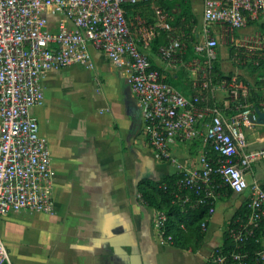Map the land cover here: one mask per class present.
<instances>
[{"label":"built area","instance_id":"1","mask_svg":"<svg viewBox=\"0 0 264 264\" xmlns=\"http://www.w3.org/2000/svg\"><path fill=\"white\" fill-rule=\"evenodd\" d=\"M148 1L0 0V218L21 210H52L51 155L30 110L43 102L45 73L75 63L92 67V46L114 65L126 66L152 149L166 157L171 139L201 138L209 145L213 156L204 153L200 168L184 172L176 181L175 201L190 207L214 205L225 187L247 194L246 220L226 229L236 250L211 257L210 264H246L245 240L256 231L259 247L253 253L254 264H264V187L258 180L245 178L252 164L264 157V149L241 148L244 126L254 123L257 114L245 103L249 88L243 81L234 76L216 83L212 80L221 43L239 51L234 54L239 63L244 60L242 55L252 59L262 53V31L239 36L237 32L264 18V0H203V39L194 41V55L186 61L187 45L182 38L167 36L159 55L170 64H186L200 72L195 85L201 90L192 98L175 90L140 48V41L148 46L159 31L172 30L169 13L154 5L155 21H140L139 36L129 25L124 5ZM217 91L227 93L230 100L211 102ZM166 220V213L158 211L161 243L171 241V235L163 237ZM0 264H12L1 237Z\"/></svg>","mask_w":264,"mask_h":264},{"label":"crops","instance_id":"2","mask_svg":"<svg viewBox=\"0 0 264 264\" xmlns=\"http://www.w3.org/2000/svg\"><path fill=\"white\" fill-rule=\"evenodd\" d=\"M144 3L150 4L147 11L132 8L131 29L137 36L139 22L153 23L152 8L161 7L155 0ZM152 42H139L151 64L187 98L198 94L199 70L166 62L159 48L152 50ZM89 52L92 67L75 63L50 69L41 79L44 99L30 112L51 155L52 210H21L0 218V237L12 264H206L222 245L229 220L247 194L220 195L195 252L161 243L158 210L142 201L140 188L147 181L157 183L199 169L209 145L201 138L171 139L168 156L158 154L147 142L143 112L127 81L126 66L114 65L92 46ZM230 67L239 74V66ZM247 128L242 150L264 149V123ZM249 179L264 187V157L252 164ZM215 226L221 231L219 242Z\"/></svg>","mask_w":264,"mask_h":264},{"label":"trees","instance_id":"3","mask_svg":"<svg viewBox=\"0 0 264 264\" xmlns=\"http://www.w3.org/2000/svg\"><path fill=\"white\" fill-rule=\"evenodd\" d=\"M139 3L124 5L127 19L129 14L132 13V8H135V6ZM155 3L161 5V7L167 10L168 13H176L177 15L175 14V19L170 20L171 26L181 27L183 30L185 25L188 26L184 31L181 29L185 35L184 38L186 39V41H195V34L192 33L191 30L193 25L196 24V19L192 14L191 5L189 2H187L186 0H155ZM171 31H159L158 35L153 39L151 46L152 50H157L160 45L165 44L168 38L167 35H169ZM261 31L264 34V31ZM186 45L188 54V56L186 57L189 58L191 57L192 51L191 48L190 51L188 48L191 45H188L187 43ZM216 61L212 66L213 82L216 83L221 78L229 80L233 75L223 73ZM244 64L249 67V71L251 72L263 71V73H261L260 75V78H264V47L260 55H253L251 61ZM247 99L248 101L249 99H251L252 103L249 102L251 109H264V93L263 97L257 98L256 96H252V91H250L249 89V95ZM207 148L208 150L206 151V155L210 157L213 156V153L211 152L209 147ZM183 175L184 172H178L176 174L164 177L162 181L157 183L147 181L146 186L141 187L139 192L144 203L155 208L158 211H164L166 213L167 220L163 227V237L171 235V244L176 247L195 252L203 241L206 233L205 228L211 214L210 209L211 206L213 207L214 205L202 204L196 207H190L189 205H181L177 201H175L174 194L175 192H179V189L176 186V181ZM180 192L191 195V191L189 190H181ZM228 193L233 192L229 188L225 187L222 189L221 195ZM247 214L248 209L246 203H244L235 211V213L229 220L228 228L235 227L238 223V220H246ZM202 224H204L205 227H202ZM223 236L224 240L222 245L214 250L210 258L220 253H226L228 251L236 250V243L228 235V232L226 230L224 231ZM258 238L259 232L256 231L253 232V234L245 240L244 250L248 253V256L245 260L246 264H254L255 262L253 253L259 247V244L257 243ZM210 258L207 260L206 264H210Z\"/></svg>","mask_w":264,"mask_h":264},{"label":"rangeland","instance_id":"4","mask_svg":"<svg viewBox=\"0 0 264 264\" xmlns=\"http://www.w3.org/2000/svg\"><path fill=\"white\" fill-rule=\"evenodd\" d=\"M186 1L190 3L192 14L195 16V19H196V24L193 25L191 32L193 33V28H194V34L199 35V37L195 36L196 37L195 40H202L203 38H202L201 34H202V28L203 27H202L201 10H202V1L203 0H186ZM149 6H150L149 3L140 2L138 5H136L135 9L144 8V10L147 11L149 9ZM150 14L151 13H148L147 16H149ZM175 14L176 13H174V12L170 13V15L173 19H175V16L177 15V14L176 15ZM128 22H129L130 27L132 25H134V15L133 14H129ZM187 27L188 26L185 25L184 30L187 29ZM181 29H182L181 27L172 26V31L170 33V36L175 37V38H182L184 44L187 43L188 45H191V46H189L188 49L190 51V48H191V51H192L191 56H193L194 55V47H193L194 45L192 42L186 41V39L184 38L185 35L182 32L183 29L182 30ZM256 30H259V31L263 30L264 31V18H260L258 21L253 22L251 24H248L246 27H244V28L240 29L238 32L237 31L236 32L239 36L240 33L253 32ZM246 52L247 51H244V53H246ZM238 53H239V51L237 49H235V48L233 49L230 45H225V44L221 43L220 46L218 47V55H217L218 57H217L216 63H218V65L220 64V68L222 67L224 69L222 71L223 73L231 74L234 77H237L241 81H243V83L250 89V91H252V96H254V97L256 96L257 98L263 97L264 78H262V79L260 78V75H261V73H263V71H260V72L249 71L250 70L249 67H247L244 63H249V61L251 59L250 55L249 56L248 55H242L244 57V60L241 63H239L238 59H236V57H235V55H237ZM248 54H249V52H248ZM221 62H222V66H221ZM235 65L239 66V68H240L239 74H236L234 69L232 72L230 70L231 69L230 66L235 68ZM219 93H224L225 98L219 97ZM227 96H228L227 93H225L223 91H217L216 97L214 99L210 98V100H211V102H213L214 100H215L214 102H216V101L221 102L220 100H223V99L229 101L230 98H228ZM249 102H251V99H249V101H248V99H247V101L245 100V103L247 105H249ZM247 129H248L247 125L244 126L243 135L245 134ZM263 130H264V128H263ZM245 178L248 182L250 181V179L247 175ZM213 230H215V233L218 235L216 240H217V242H219L221 240V239H219L221 237V236H219L221 231L216 226L213 228Z\"/></svg>","mask_w":264,"mask_h":264},{"label":"water","instance_id":"5","mask_svg":"<svg viewBox=\"0 0 264 264\" xmlns=\"http://www.w3.org/2000/svg\"><path fill=\"white\" fill-rule=\"evenodd\" d=\"M254 111L257 114L255 122L264 123V111H261L258 108H255Z\"/></svg>","mask_w":264,"mask_h":264}]
</instances>
